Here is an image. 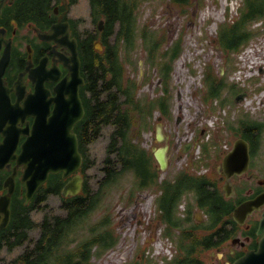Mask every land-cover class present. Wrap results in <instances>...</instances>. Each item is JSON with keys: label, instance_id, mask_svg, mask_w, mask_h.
I'll return each mask as SVG.
<instances>
[{"label": "trees", "instance_id": "1", "mask_svg": "<svg viewBox=\"0 0 264 264\" xmlns=\"http://www.w3.org/2000/svg\"><path fill=\"white\" fill-rule=\"evenodd\" d=\"M38 3L39 0H32ZM59 0H41L42 10L53 11V3ZM145 0H88L93 21L103 20V30L96 28L93 39L85 43L83 55V71L85 85L81 88V97L85 105V115L77 123L79 150L83 155L82 170L86 167V149L101 136L105 127L111 126L109 140L106 145V156L101 167L103 177L98 181L95 190L83 185L80 194L62 197L61 209L64 216H43L37 223L38 237L33 246L27 247L20 257L25 264H93L90 259L113 247L117 241L111 221L107 215L87 227V235L80 237L85 227L86 216L91 210L98 208L103 194L116 183L118 177L125 172H132L134 188H143L153 183L159 185L160 195L157 199L160 221L165 226L163 234L171 236L176 226L189 222L188 211L179 216L177 206L181 198L192 193L199 207H205L208 221L205 224L217 223L227 211L219 210L224 204L223 194L217 191L216 181L209 177H196L187 171H180L173 179L161 182L158 172L151 166L147 150L137 140L143 131L153 128V114L157 110L164 118H171L169 111L170 72L172 63L180 54V40L166 45L156 37L162 36L146 26L139 33L143 48L147 52V62L157 66L162 74L161 91L154 97L138 95L135 79L126 77V64H131L129 53L137 44L136 9ZM182 11L192 5L191 0H169ZM242 14L231 22L218 26L215 38L226 61L231 53H237L258 30L250 28L255 21L264 20V0H244ZM256 23V22H255ZM98 24V23H97ZM92 40H100L103 50L91 46ZM88 46V50H87ZM91 55V58H87ZM205 101L221 98L224 91L233 93L231 99H221V105L227 102L235 105L234 97L241 90L235 83H228L206 67L204 71ZM227 130H249V134L260 137L264 130V122L251 119L243 111L226 126ZM257 130V131H256ZM152 168V169H151ZM48 183L47 185H49ZM214 186V187H211ZM162 188V189H161ZM213 188L215 192H213ZM39 202L47 198L48 186L42 189ZM58 192V191H57ZM234 205V204H233ZM33 227L30 214L22 221L15 223L14 231L8 235V249L20 246L26 239L27 230ZM176 244L182 253L173 259H164L165 264H204L200 259H189L193 246L202 240L191 237L190 232L182 231ZM147 256L144 258L146 259ZM125 264H150L138 259Z\"/></svg>", "mask_w": 264, "mask_h": 264}, {"label": "rangeland", "instance_id": "2", "mask_svg": "<svg viewBox=\"0 0 264 264\" xmlns=\"http://www.w3.org/2000/svg\"><path fill=\"white\" fill-rule=\"evenodd\" d=\"M74 1L69 15L77 17L80 27L92 28L95 32L98 21H93L88 0ZM191 1L192 5L186 11H182L169 0H145L137 7L135 12L137 44L129 53L131 64H126L125 69L126 77L136 80L139 96L154 97L163 93L160 90L162 74L157 66L147 62L148 55L143 48L139 33L148 26L158 34L163 32L162 36L156 39H162L161 41L166 45H172L176 40H180L181 51L174 59L169 74L171 91L169 111L172 117L169 119L161 117L160 112L156 110L153 114V128L143 131L141 137H137V140L147 150L151 166L158 172L161 182L165 179H173L189 166L190 160L183 156L185 153L182 152V147L188 141L191 130L195 133V137H198L201 129H204L205 134L201 138L205 140L209 135L217 141L213 144H217L219 136L222 139L229 137L226 126L234 121L242 111L247 113L251 119L264 122L263 109L252 111L242 104L232 105L229 102L221 105L222 98L226 96L227 99H231L233 97V93L228 90L224 91L221 98L213 100L205 101L203 94L206 67H211L229 84L235 83L238 87H246L249 90V96L255 89L264 88V73H259L260 66L264 65V20L250 24V28L258 30L259 33H256L241 48V51L247 48L243 57L240 54L241 51L230 54L226 67L223 52L215 40L218 26L237 19L242 14L244 0ZM159 115L162 131L169 143L168 167L165 171L158 169L151 151L152 146L161 145V142L155 140L154 131ZM110 131L111 126L105 127L101 136L90 143L86 149L88 162L81 172L84 176V184L86 183L87 187L92 190L97 188L98 181L103 177L101 167L106 156L105 147ZM190 150H193V147ZM210 163L211 161L204 163L202 160L197 163L196 168L200 166L209 169ZM259 172L264 176V167ZM206 177L216 181L214 172ZM132 186H134L132 172L122 173L108 192L103 194L98 208L91 210L86 216L85 227L81 230L80 237L87 235V227L107 215L117 238L113 247L90 259L93 264H125L136 259L150 264H165L164 259H173L178 254L176 241L179 239V232L174 230L175 233L171 236L163 234L165 226L160 221L161 211L157 204L160 195L158 183L138 189L135 187L133 193ZM186 209L190 216L188 224H204L209 219L204 210L206 208L198 206L192 193L181 198L176 212L183 217ZM198 211L202 213L199 215ZM45 215L49 217L65 215L58 197L47 196L42 204L37 205V210L30 213L33 227L27 230L25 241L11 250H1L0 264H8V260L19 256L25 248L33 246L38 237L37 223ZM146 256L147 258L144 259ZM200 260H203L204 264L210 263L209 259Z\"/></svg>", "mask_w": 264, "mask_h": 264}, {"label": "flooded vegetation", "instance_id": "3", "mask_svg": "<svg viewBox=\"0 0 264 264\" xmlns=\"http://www.w3.org/2000/svg\"><path fill=\"white\" fill-rule=\"evenodd\" d=\"M74 3V0H66L65 3L62 0L55 1L53 11L48 12L42 10L41 0L38 3L32 0H0V251L8 249L5 238L14 231L15 223L35 212L37 205L42 204L39 199H42L43 188L45 190L48 186L46 195L58 197L60 205L63 204L62 197L73 196L61 194L63 185L73 174L63 177L60 171L49 173L45 185L38 186L27 200L26 181L22 178L25 167L20 155L36 125L39 124L42 132V119L48 120L53 115L58 94L66 93L64 98L67 99L69 90H72L70 70L75 50L79 59V76L84 80L83 84L78 85V94L84 108L83 117L85 115L81 97V88L85 85L83 55H86L85 43L87 45L88 40L93 39L95 32L92 28L80 27L77 17L69 15ZM56 6L57 12H54ZM57 22L67 25V40L58 43L54 39H43L42 31L49 30ZM103 29V25L101 29L98 28ZM95 42H91L93 48ZM87 58H91V55ZM78 122L73 124L70 133L76 135L79 149ZM204 134L205 130L201 129L198 137H195L191 130L189 138L193 141V150L190 148L183 155L190 160L185 171L196 177H206L212 172L216 174L217 191L224 197V204L219 210L227 211V214L217 223H185L176 226L175 231L179 232V237L186 230L190 232V238L202 240L193 246L189 259H209V264H232L249 250H256L261 238L257 229L264 217V205L246 214L243 223L234 220L232 211L242 201L264 191V176L259 172L264 167V130L260 137L250 135L249 130H227L229 137L222 139L219 136V144H213L217 141L209 135L205 140L202 139ZM237 138L247 142L248 168L230 176L232 192L226 196L223 189L226 174L220 164L230 150L232 143L228 144L229 141ZM196 152L199 154L196 155ZM202 160L204 163L211 161L209 169L196 168ZM176 248L178 254L182 253L177 245ZM22 259L27 257L15 256L8 260V264H25Z\"/></svg>", "mask_w": 264, "mask_h": 264}, {"label": "water", "instance_id": "4", "mask_svg": "<svg viewBox=\"0 0 264 264\" xmlns=\"http://www.w3.org/2000/svg\"><path fill=\"white\" fill-rule=\"evenodd\" d=\"M62 1L65 3L66 0ZM54 12H57V6L54 8ZM102 22V20L99 21V29L102 28ZM41 35L43 39H54L61 43L69 37V30L66 24L62 25L57 22L49 30L42 31ZM95 48L102 50V45L99 41L95 42ZM72 50L74 52L73 48ZM259 71L264 72V69L260 67ZM140 72L142 74V69ZM70 74L72 90H69L67 99L64 98L66 93L58 94L57 108L54 110L53 115L48 120L42 119V132L39 124L36 125L33 135L20 155V161L25 167L22 178L26 181L27 200H29L38 186L47 180L49 173L62 171L63 177L73 174L61 189L63 196L68 194L75 196L82 189L83 177L77 173L82 163V156L78 151L76 135L70 133L73 124L81 120L84 114V108L78 94V85L83 84L84 80L79 76V59L76 55V50ZM246 94L247 91L245 90L239 92L234 97V102L239 103ZM157 120L154 130L155 140L162 144L157 147L152 146L151 151L158 164V169L165 171L168 166V143L166 142L167 137L162 131L161 117L159 116ZM191 145L192 140L189 139L183 145V152H187ZM220 167L223 168L226 174L223 189L226 196H229L232 192L230 176L234 172L242 173L248 168V148L244 139L237 138L233 141L230 150L223 157ZM253 175L257 176V174ZM262 205H264V191L238 204L233 209L232 216L236 222L243 223L246 214ZM257 233L261 235L257 249L249 250L232 264H264V217L258 225Z\"/></svg>", "mask_w": 264, "mask_h": 264}, {"label": "built area", "instance_id": "5", "mask_svg": "<svg viewBox=\"0 0 264 264\" xmlns=\"http://www.w3.org/2000/svg\"><path fill=\"white\" fill-rule=\"evenodd\" d=\"M247 51V48H245L240 54L242 57L244 56V53ZM243 105L246 106L247 109H250L252 111L256 110H264V89H261L260 91L253 92L251 96H247L244 98ZM224 112V110H223Z\"/></svg>", "mask_w": 264, "mask_h": 264}, {"label": "bare ground", "instance_id": "6", "mask_svg": "<svg viewBox=\"0 0 264 264\" xmlns=\"http://www.w3.org/2000/svg\"><path fill=\"white\" fill-rule=\"evenodd\" d=\"M147 205L149 206V205H150V202H149V203H147Z\"/></svg>", "mask_w": 264, "mask_h": 264}]
</instances>
